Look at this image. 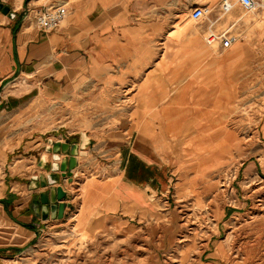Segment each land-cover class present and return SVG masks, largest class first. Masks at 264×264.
I'll return each instance as SVG.
<instances>
[{"label":"crops","instance_id":"0c3cea01","mask_svg":"<svg viewBox=\"0 0 264 264\" xmlns=\"http://www.w3.org/2000/svg\"><path fill=\"white\" fill-rule=\"evenodd\" d=\"M168 1L75 0L68 18L43 33L34 13L60 0H0L10 9L8 15L0 12V264L70 218L71 234L81 245L96 224L123 226L145 216L152 195L169 197L173 168L182 175L185 161L215 162L223 155L216 151V114L237 110L250 50L238 41L217 53L222 49L209 46L190 26H180L172 39L178 28L153 19L161 15L153 7ZM215 19L211 15V23ZM220 22L218 31L225 29L217 27ZM36 101L59 103L69 113L91 105L104 114L114 108L117 125L96 122L88 130L19 141L18 119ZM82 133L91 144L79 152L74 182L61 185L65 176L59 172L52 186L66 193L64 218H36L31 205L51 186H29L34 176L53 174L49 142L79 144ZM69 157L60 152L61 160ZM73 186L81 192L77 203L71 201Z\"/></svg>","mask_w":264,"mask_h":264},{"label":"rangeland","instance_id":"374dc122","mask_svg":"<svg viewBox=\"0 0 264 264\" xmlns=\"http://www.w3.org/2000/svg\"><path fill=\"white\" fill-rule=\"evenodd\" d=\"M60 2L70 15L75 0ZM258 2L264 7V0ZM221 4V0H169L153 7L161 10L160 17L153 19L176 26L174 40L185 24L205 39L211 21L196 23L191 13L206 6L215 19ZM231 14L217 27H229L243 18L233 30L239 43L249 48L251 66L240 81L237 110L216 114V151L223 154L221 158L185 161L182 175L173 168L169 197L152 195L145 216L132 217L123 226L96 224L91 239L81 245L71 234L70 218L66 225L43 233L9 264H264V8L246 13L237 5ZM24 110L18 119L19 141L88 130L96 122L111 128L118 121L117 110L104 114L97 105L83 113H69L59 103L36 101ZM222 142L230 145L223 148ZM226 155L234 159L226 161ZM70 173L67 185L74 182ZM72 189L71 201L77 203L81 192Z\"/></svg>","mask_w":264,"mask_h":264},{"label":"water","instance_id":"95a60500","mask_svg":"<svg viewBox=\"0 0 264 264\" xmlns=\"http://www.w3.org/2000/svg\"><path fill=\"white\" fill-rule=\"evenodd\" d=\"M0 12H2L5 15H8L10 12V9L8 7H3V5L0 4ZM90 141L87 138V136L82 133L81 139L79 144H73L70 143H53V141L49 142L50 147H48L47 152L53 153V165L51 166V171L53 174L49 175L48 177H45L43 175L34 176L32 178V183L29 186L30 190H36L39 186L42 188H47L48 186H51L49 192L42 193L39 195V199L37 201H34L31 205V209L33 210L36 218L41 220H48L49 217L51 219H63L64 218V212L66 208V204L63 202L66 193L64 192L62 187H52L53 185H56L60 177L58 174L61 172L63 176L67 172H71L73 169L77 167V157L79 155V152L81 154H84L83 152L90 146ZM60 152L63 154L69 155V159H63L60 158ZM61 163L59 164V162ZM40 167L45 168L46 167V158H41L40 161ZM71 174V173H69Z\"/></svg>","mask_w":264,"mask_h":264},{"label":"built area","instance_id":"2783aa9c","mask_svg":"<svg viewBox=\"0 0 264 264\" xmlns=\"http://www.w3.org/2000/svg\"><path fill=\"white\" fill-rule=\"evenodd\" d=\"M237 5L246 11V13H254L258 11V9L264 8L258 0H223L218 18L210 24L206 34V42L209 46H218L222 50H227L239 41V34L233 30L237 24L236 22L221 31L215 28V25L227 15L231 14ZM212 14L213 11L208 7L199 6L193 9L191 19L196 23H203L205 21H210ZM68 16L69 10L67 6L65 4H59L55 7L35 12L33 21L38 30L43 33H51L59 27ZM262 105L264 106V104ZM71 178L72 177L66 173L61 185L66 184Z\"/></svg>","mask_w":264,"mask_h":264},{"label":"bare ground","instance_id":"6f19581e","mask_svg":"<svg viewBox=\"0 0 264 264\" xmlns=\"http://www.w3.org/2000/svg\"><path fill=\"white\" fill-rule=\"evenodd\" d=\"M240 20H241V19H238V22H240ZM189 26H190L189 24H185V25L182 26V28L185 30V29H187V27H189ZM227 50H228V49H227Z\"/></svg>","mask_w":264,"mask_h":264}]
</instances>
